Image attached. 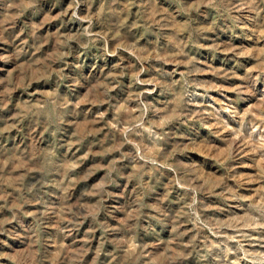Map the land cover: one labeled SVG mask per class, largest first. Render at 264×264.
<instances>
[{
    "label": "rangeland",
    "instance_id": "374dc122",
    "mask_svg": "<svg viewBox=\"0 0 264 264\" xmlns=\"http://www.w3.org/2000/svg\"><path fill=\"white\" fill-rule=\"evenodd\" d=\"M0 264H264V0H0Z\"/></svg>",
    "mask_w": 264,
    "mask_h": 264
}]
</instances>
